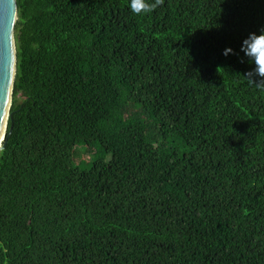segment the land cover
I'll return each mask as SVG.
<instances>
[{
  "label": "trees",
  "instance_id": "trees-1",
  "mask_svg": "<svg viewBox=\"0 0 264 264\" xmlns=\"http://www.w3.org/2000/svg\"><path fill=\"white\" fill-rule=\"evenodd\" d=\"M16 4L0 264H264V0Z\"/></svg>",
  "mask_w": 264,
  "mask_h": 264
},
{
  "label": "water",
  "instance_id": "water-1",
  "mask_svg": "<svg viewBox=\"0 0 264 264\" xmlns=\"http://www.w3.org/2000/svg\"><path fill=\"white\" fill-rule=\"evenodd\" d=\"M16 20V0H0V149L6 132L16 73Z\"/></svg>",
  "mask_w": 264,
  "mask_h": 264
},
{
  "label": "clouds",
  "instance_id": "clouds-1",
  "mask_svg": "<svg viewBox=\"0 0 264 264\" xmlns=\"http://www.w3.org/2000/svg\"><path fill=\"white\" fill-rule=\"evenodd\" d=\"M163 3L164 0H128V7L135 15H148ZM239 52L242 53L241 62L252 65L243 74L248 82L255 83L264 79V28L250 31L243 37ZM230 54H236L231 46H225L221 50V55L228 56Z\"/></svg>",
  "mask_w": 264,
  "mask_h": 264
},
{
  "label": "rangeland",
  "instance_id": "rangeland-1",
  "mask_svg": "<svg viewBox=\"0 0 264 264\" xmlns=\"http://www.w3.org/2000/svg\"><path fill=\"white\" fill-rule=\"evenodd\" d=\"M18 97V101H20L21 100V97L20 96H17ZM99 147H96V149H98ZM95 149V150H96ZM88 154H85V157H81V158H79L77 161H75L74 163L75 164H77V165H79V167H81V168H85V167H87L89 164H88V162L90 161L89 160V158H88V156H87ZM101 154H97V156H100ZM87 156V157H86ZM95 157V155L92 153L91 155H89V157ZM105 158V157H104ZM106 158H107V156H106Z\"/></svg>",
  "mask_w": 264,
  "mask_h": 264
}]
</instances>
